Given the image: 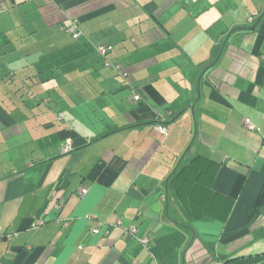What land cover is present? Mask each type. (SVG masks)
Masks as SVG:
<instances>
[{"label":"crops","instance_id":"0c3cea01","mask_svg":"<svg viewBox=\"0 0 264 264\" xmlns=\"http://www.w3.org/2000/svg\"><path fill=\"white\" fill-rule=\"evenodd\" d=\"M0 35V264H264V0H0ZM198 156L226 221L171 188Z\"/></svg>","mask_w":264,"mask_h":264},{"label":"trees","instance_id":"16d2710c","mask_svg":"<svg viewBox=\"0 0 264 264\" xmlns=\"http://www.w3.org/2000/svg\"><path fill=\"white\" fill-rule=\"evenodd\" d=\"M216 166L210 159L198 156L171 178V188L188 219H228L232 201L212 189Z\"/></svg>","mask_w":264,"mask_h":264},{"label":"built area","instance_id":"2783aa9c","mask_svg":"<svg viewBox=\"0 0 264 264\" xmlns=\"http://www.w3.org/2000/svg\"><path fill=\"white\" fill-rule=\"evenodd\" d=\"M25 1H34V0H25ZM248 22L251 23L253 22V18L250 17L248 19ZM62 30L65 31L66 33H68L69 35H71L74 39H79L82 35L80 29H79V26H78V23L77 21H73L71 24L69 25H62ZM97 50L98 52L100 53V55H102L103 57L106 58V56L108 55V53L110 52L111 50V47H108V46H105V45H100L97 47ZM104 65L106 67H112L115 71H117L121 77H122V85L124 87H127V88H131L132 87V83L130 81V75L128 73V71H126L123 66L119 63H115L113 64L110 60L108 59H105L104 60ZM31 98H33V95H31ZM132 99L134 102H140L143 100V96H142V93L136 91V89L134 90V93H133V96H132ZM246 128L249 129V130H255L256 129V126L250 122H247L246 123ZM156 129L162 133V134H167V128L162 126V125H157ZM73 148L72 146L68 145V146H65L64 147V152H69L71 151ZM87 192V190H82V195H84L85 193ZM57 208L58 209H61L62 208V204L59 203L57 204ZM61 222V221H58V223ZM45 223V221H43L42 219H39L36 223V225H43ZM69 225V221H65L63 223V226L67 227ZM116 225L118 226H122L123 225V222L121 219H118L116 221ZM127 233H131V234H136L137 233V228L136 227H129L126 229ZM94 232L97 233L98 232V229H94ZM16 237V235L14 234H6L5 235V238L7 240H12ZM139 241L140 243L143 245V246H147L149 244V239L147 237H140L139 238Z\"/></svg>","mask_w":264,"mask_h":264},{"label":"rangeland","instance_id":"374dc122","mask_svg":"<svg viewBox=\"0 0 264 264\" xmlns=\"http://www.w3.org/2000/svg\"><path fill=\"white\" fill-rule=\"evenodd\" d=\"M12 35V34H11ZM11 39V40H13L12 39V37L9 35L8 37H6L5 35H0V53H2L3 55H4V49H3V45H4V43H5V41L7 40V39ZM14 42H15V39H14ZM29 42H30V40H29ZM9 52V51H8ZM10 54H8V56H9ZM2 62V61H1Z\"/></svg>","mask_w":264,"mask_h":264}]
</instances>
